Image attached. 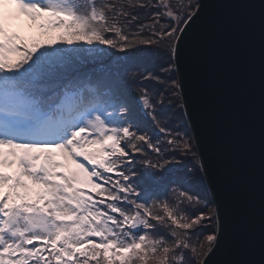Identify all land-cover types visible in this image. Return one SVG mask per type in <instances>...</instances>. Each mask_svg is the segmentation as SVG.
Instances as JSON below:
<instances>
[{
    "label": "snow or ice",
    "instance_id": "snow-or-ice-1",
    "mask_svg": "<svg viewBox=\"0 0 264 264\" xmlns=\"http://www.w3.org/2000/svg\"><path fill=\"white\" fill-rule=\"evenodd\" d=\"M229 6L257 15L264 34V0ZM203 10L0 0V264H211L223 221L198 187L207 167L178 75ZM22 17L35 33L15 26ZM112 50L125 56L99 60Z\"/></svg>",
    "mask_w": 264,
    "mask_h": 264
},
{
    "label": "water",
    "instance_id": "water-1",
    "mask_svg": "<svg viewBox=\"0 0 264 264\" xmlns=\"http://www.w3.org/2000/svg\"><path fill=\"white\" fill-rule=\"evenodd\" d=\"M203 0L180 45L184 99L196 115L206 182L219 202L211 264L264 260V34L257 15ZM258 3L259 0H256ZM191 127V125H189ZM223 146L226 154L217 149Z\"/></svg>",
    "mask_w": 264,
    "mask_h": 264
},
{
    "label": "trees",
    "instance_id": "trees-1",
    "mask_svg": "<svg viewBox=\"0 0 264 264\" xmlns=\"http://www.w3.org/2000/svg\"><path fill=\"white\" fill-rule=\"evenodd\" d=\"M20 30L24 31L26 34L35 33L36 32L35 29H29L28 30L27 28H20ZM74 55L76 57H80V56H83V55H87V53H75ZM124 56H125V53L119 52V51H116V50H112L108 54L107 57H100L99 60H102L104 64L108 65L109 61L114 63V62L117 61V58L124 57ZM163 59H166V57H164L163 54H160L156 58V62H158L159 60H163ZM89 60H90V62L87 64V68L88 69H99V67H100L99 60H92L91 58H89ZM77 63H78V61H77ZM175 113H176V116H177V122L179 124V123H181L184 120V117H182L180 115L179 108L175 109ZM184 163L186 164L188 169H191V170L194 171L193 162L192 161H187L186 160V161H184ZM198 187H199L200 191L206 192L207 195H209L211 197L210 191H209V188H208V185H207V182H206V179H205V182L203 184L198 185Z\"/></svg>",
    "mask_w": 264,
    "mask_h": 264
},
{
    "label": "rangeland",
    "instance_id": "rangeland-1",
    "mask_svg": "<svg viewBox=\"0 0 264 264\" xmlns=\"http://www.w3.org/2000/svg\"><path fill=\"white\" fill-rule=\"evenodd\" d=\"M6 12H12L14 11V7L13 6H9L5 9ZM17 22L21 23V24H29L30 22L27 21V18L26 17H22L20 18L19 20H16ZM27 29L29 30V28L27 27Z\"/></svg>",
    "mask_w": 264,
    "mask_h": 264
}]
</instances>
